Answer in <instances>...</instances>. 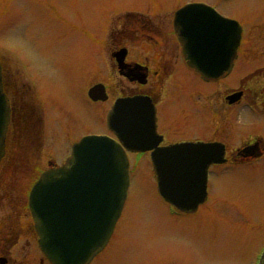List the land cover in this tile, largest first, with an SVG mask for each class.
I'll use <instances>...</instances> for the list:
<instances>
[{
	"label": "rangeland",
	"instance_id": "obj_1",
	"mask_svg": "<svg viewBox=\"0 0 264 264\" xmlns=\"http://www.w3.org/2000/svg\"><path fill=\"white\" fill-rule=\"evenodd\" d=\"M187 1L0 0V56L9 97L17 96L15 118L22 131L15 140L21 150L15 152H24L26 157L17 162L14 177L0 185V213L10 209L2 205V194L12 195L13 184L20 192L29 189L47 168V160L59 165L72 141L107 132L103 112L111 97L93 103L85 98V90L96 82L110 81L107 44L101 47L100 42L109 18L119 14L110 21L117 26L120 15L127 11L175 9ZM203 1L242 23L240 69L244 85L264 86V79L251 81L248 77L256 71L264 77V0ZM20 66L32 87L17 74L15 68ZM234 78L223 82L230 85ZM192 85L205 90L204 83L196 79ZM186 96L180 89L168 100L161 109L160 125L170 139H206V119L195 112ZM244 109L238 110L240 133L227 141L230 147L247 140L255 128L264 133V118L252 117ZM222 136L228 137H217ZM131 157L130 185L116 234L91 264H252L256 248L264 245V158L213 167L208 203L192 215L180 216L171 213L161 200L149 155ZM17 243L16 249L29 253L35 264L39 261L42 253L34 236L20 238Z\"/></svg>",
	"mask_w": 264,
	"mask_h": 264
},
{
	"label": "water",
	"instance_id": "obj_2",
	"mask_svg": "<svg viewBox=\"0 0 264 264\" xmlns=\"http://www.w3.org/2000/svg\"><path fill=\"white\" fill-rule=\"evenodd\" d=\"M175 23L188 64L208 77L226 69L240 39V27L202 4H189ZM225 52V55H224ZM105 99L104 87L89 90ZM151 112L140 99L116 101L108 117L122 145L154 148L151 158L160 193L186 212L206 198V173L221 163L223 146L178 143L157 147ZM9 107L0 77V158ZM257 147L243 153H256ZM259 153V152H257ZM128 186V161L121 146L105 136H86L73 145L71 157L58 170L44 172L30 194L38 245L51 264H87L107 243L120 215Z\"/></svg>",
	"mask_w": 264,
	"mask_h": 264
},
{
	"label": "flooded vegetation",
	"instance_id": "obj_3",
	"mask_svg": "<svg viewBox=\"0 0 264 264\" xmlns=\"http://www.w3.org/2000/svg\"><path fill=\"white\" fill-rule=\"evenodd\" d=\"M177 8L155 12L150 10L144 12L127 11L120 15L122 20L120 19L117 26L110 24V21L116 20L119 14L109 18L106 24V33L100 40L101 47L107 44L109 63L112 67V71L109 69L110 81L105 84L108 98L111 97L113 102L117 97L122 96L147 97L155 107L156 133L161 137L159 145L187 140L219 142L223 144L224 157L227 162L238 160L257 162L263 160L264 153L259 157L240 153L242 147L259 139L260 133L255 131L249 134L247 140L234 147H230L227 141L233 140L231 138L240 133V126L237 122L238 110L241 111L245 108L246 112L249 111L248 106L245 105L243 108L241 105L245 99L253 105L251 106L255 110L254 114H264V86L252 88L244 85L240 69L241 47L238 48L232 69L227 75L217 77L214 80H203L194 69L188 66L184 59L182 45L178 40L174 25V14ZM0 62L2 76L5 80L6 71L2 58H0ZM233 75L235 78L230 82V85L223 82ZM250 75H248L250 80L264 79L258 71ZM194 79L204 83V91L193 87ZM180 89H184L187 93L186 97L192 102L195 112H200L206 119L208 138L170 139L166 128L162 127L161 109L172 96L178 94ZM236 90L241 93L240 96L234 99L233 103H229L227 96ZM6 91L11 107L10 125H14L16 136L11 146L13 149H11V152H6L0 161V185L7 177L13 178L14 173H16L17 162L26 159L24 152H15L18 149L21 150L20 145H15V140H17L19 134H22L20 123L18 124V120L15 118L18 107L15 100L17 96L10 99L9 90ZM175 130V128H170L171 132ZM226 131L232 132L228 134ZM219 134H227L228 137L222 136L219 138L217 137ZM259 147L262 150L260 144ZM262 151L264 152V150ZM146 154L149 155L150 152H146ZM52 163L50 159L46 162L47 165H52ZM15 181L17 182L16 178ZM28 182H31L30 177ZM29 189L27 187L26 190L20 192L18 186L13 184L12 195L2 194V199L5 200L2 205L10 207V209L6 207L3 214L0 213V264H35L34 258L29 253L15 248L20 238L34 236L36 240L32 217L28 210V198L24 196L25 193L28 196ZM29 243L27 241V245ZM36 264L50 263L41 255Z\"/></svg>",
	"mask_w": 264,
	"mask_h": 264
},
{
	"label": "bare ground",
	"instance_id": "obj_4",
	"mask_svg": "<svg viewBox=\"0 0 264 264\" xmlns=\"http://www.w3.org/2000/svg\"><path fill=\"white\" fill-rule=\"evenodd\" d=\"M110 241H111V239H110ZM109 243H110V242H109ZM108 245H109V244H107V246L105 247V249L108 247ZM105 249H104V250H105ZM103 252H104V251H103ZM101 253H102V252H101ZM101 253H100V254H101ZM100 254H99V255H100ZM99 255H98V256H99ZM98 256H97V257H98Z\"/></svg>",
	"mask_w": 264,
	"mask_h": 264
}]
</instances>
